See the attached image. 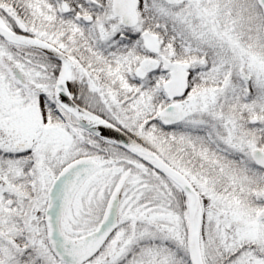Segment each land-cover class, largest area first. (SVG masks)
Wrapping results in <instances>:
<instances>
[{"label": "snow or ice", "instance_id": "6c2138e0", "mask_svg": "<svg viewBox=\"0 0 264 264\" xmlns=\"http://www.w3.org/2000/svg\"><path fill=\"white\" fill-rule=\"evenodd\" d=\"M0 264H264V0H0Z\"/></svg>", "mask_w": 264, "mask_h": 264}]
</instances>
